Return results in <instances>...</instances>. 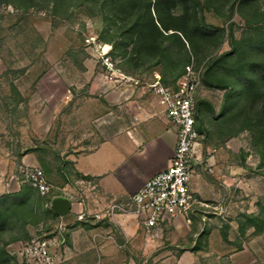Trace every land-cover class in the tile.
I'll list each match as a JSON object with an SVG mask.
<instances>
[{
    "label": "rangeland",
    "instance_id": "rangeland-1",
    "mask_svg": "<svg viewBox=\"0 0 264 264\" xmlns=\"http://www.w3.org/2000/svg\"><path fill=\"white\" fill-rule=\"evenodd\" d=\"M195 1L187 8L203 29L192 43L182 51L166 40L159 58L138 62L119 46L139 12L129 4L0 0V208L11 217L0 230V264H33L20 257L23 245L60 242L48 194L31 188L21 169L40 168L50 186L78 178L65 157L94 149L106 137L104 114L114 124L121 109L104 90L152 97V85L173 86L189 62L204 74L190 223L162 224L143 253L128 252L127 264H264V0Z\"/></svg>",
    "mask_w": 264,
    "mask_h": 264
},
{
    "label": "crops",
    "instance_id": "crops-1",
    "mask_svg": "<svg viewBox=\"0 0 264 264\" xmlns=\"http://www.w3.org/2000/svg\"><path fill=\"white\" fill-rule=\"evenodd\" d=\"M104 91L107 103L120 104L119 115L112 124L108 112L104 114L101 126L106 137L94 149L65 157L78 178L66 177L61 184L51 185L57 192L48 193L49 202L59 195L71 202L70 213L59 217L61 238L54 264H127L132 262L128 252L143 253L149 240L158 236V229L149 237L134 217L118 211L106 214L105 208L124 202L168 166L176 143L175 127L155 94L130 100L125 87ZM8 171L13 174L11 168ZM80 213L85 214L83 220L77 219Z\"/></svg>",
    "mask_w": 264,
    "mask_h": 264
},
{
    "label": "built area",
    "instance_id": "built-area-1",
    "mask_svg": "<svg viewBox=\"0 0 264 264\" xmlns=\"http://www.w3.org/2000/svg\"><path fill=\"white\" fill-rule=\"evenodd\" d=\"M202 72L193 64L185 67L174 87L155 83L152 93L158 96L164 106L163 112L175 127L176 143L168 166L150 178L127 200L106 206L105 213L113 215L118 211L132 216L144 233L152 237L162 224H172L178 219L190 223L189 213L194 205L191 188L193 166L197 164L195 146L198 132L195 120V98L201 84ZM24 181L41 196L49 193L51 186L43 171L27 166L21 169ZM85 214L80 213L78 220ZM99 219V214H94ZM60 242L56 237L41 238L26 243L20 250V257L33 264H54L56 250Z\"/></svg>",
    "mask_w": 264,
    "mask_h": 264
},
{
    "label": "trees",
    "instance_id": "trees-1",
    "mask_svg": "<svg viewBox=\"0 0 264 264\" xmlns=\"http://www.w3.org/2000/svg\"><path fill=\"white\" fill-rule=\"evenodd\" d=\"M108 4L120 6L129 4L131 8L135 7L139 12L134 15L132 20V26L127 28L124 32V38L119 46H125L122 48V57L125 59H137L138 62H143V58H159L164 50L163 43L166 40H173L179 44L182 51L185 48V43H192V40L196 38L195 31H202L203 27L200 22L197 21L195 9L192 7L198 3L193 0L191 12L188 9L187 4L192 0H106ZM233 7V5H231ZM181 8L180 14H174L173 10ZM232 9V8H231ZM153 11V12H152ZM131 15V14H129ZM192 19V23H190ZM113 41L111 38L108 39ZM131 45V49L126 50L127 46ZM115 48V46L113 45ZM134 58V59H133ZM193 59V58H191ZM194 60H192L193 62ZM187 63L183 66V70L180 76L183 74ZM202 74L201 82L204 78ZM179 76V77H180ZM178 77V78H179ZM178 80V79H177ZM176 80V81H177ZM174 85L171 87L175 86ZM161 84V83H160ZM163 85V84H161ZM169 86V85H163ZM195 112H196V98H195ZM197 130V128H196ZM198 132V130H197ZM4 198H1L3 200ZM49 201V200H48ZM1 209V208H0ZM50 213L51 210H48ZM53 214V213H52ZM9 211L0 210V230L4 229L7 221L9 220Z\"/></svg>",
    "mask_w": 264,
    "mask_h": 264
},
{
    "label": "water",
    "instance_id": "water-1",
    "mask_svg": "<svg viewBox=\"0 0 264 264\" xmlns=\"http://www.w3.org/2000/svg\"><path fill=\"white\" fill-rule=\"evenodd\" d=\"M71 202L66 196H55L50 201V210L57 217H63L70 212Z\"/></svg>",
    "mask_w": 264,
    "mask_h": 264
}]
</instances>
